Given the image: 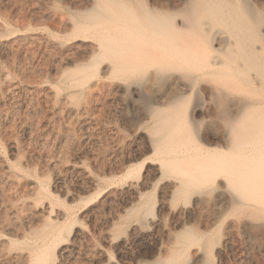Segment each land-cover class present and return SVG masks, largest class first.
<instances>
[{
	"label": "bare ground",
	"instance_id": "6f19581e",
	"mask_svg": "<svg viewBox=\"0 0 264 264\" xmlns=\"http://www.w3.org/2000/svg\"><path fill=\"white\" fill-rule=\"evenodd\" d=\"M105 2L94 0L90 8L87 20L95 24L75 28L96 30L98 48L118 52L123 90L136 96L141 114L153 117L143 162L153 165L154 178L171 182L158 193L153 214L148 208L146 228L135 221L127 233L119 230L130 213L121 205L118 250L154 238L151 261L138 253L133 264H211L209 255L218 256L233 233L264 242V8L250 0H173L155 6L136 0L134 7ZM205 110L209 120L202 116ZM137 116L127 122L138 123ZM238 182L250 193H238ZM145 184L128 190L141 199ZM55 216L43 238L24 253L27 264H50L51 257L73 249L61 228L69 217ZM215 229L222 236L218 245L210 236ZM110 232L106 238L113 237Z\"/></svg>",
	"mask_w": 264,
	"mask_h": 264
},
{
	"label": "rangeland",
	"instance_id": "374dc122",
	"mask_svg": "<svg viewBox=\"0 0 264 264\" xmlns=\"http://www.w3.org/2000/svg\"><path fill=\"white\" fill-rule=\"evenodd\" d=\"M92 1L0 0V264H27L25 254L57 221V212L70 218L61 228L74 247L50 264H133L138 253L151 259L154 238L118 250V232L127 233L135 221L146 228V213L153 214L158 193L171 182L154 178L153 165L143 162L153 117L141 114L136 96L123 90L118 52L99 49L96 30L75 28L92 26ZM141 1L155 6L173 0ZM250 2L264 8V0ZM105 65L114 66L103 71ZM133 113L140 119L129 124ZM209 113L202 114L205 120ZM139 181L146 182L141 199L128 190ZM237 184L238 193L249 192ZM122 204L130 213L120 229ZM235 216L230 211L229 218ZM210 236L216 244L222 237L216 229ZM217 255H209L211 264H264V242L233 233Z\"/></svg>",
	"mask_w": 264,
	"mask_h": 264
}]
</instances>
